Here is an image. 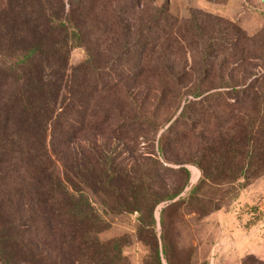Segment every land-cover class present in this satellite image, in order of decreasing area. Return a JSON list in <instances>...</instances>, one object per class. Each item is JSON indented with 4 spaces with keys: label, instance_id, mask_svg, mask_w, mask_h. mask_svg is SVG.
<instances>
[{
    "label": "rangeland",
    "instance_id": "rangeland-1",
    "mask_svg": "<svg viewBox=\"0 0 264 264\" xmlns=\"http://www.w3.org/2000/svg\"><path fill=\"white\" fill-rule=\"evenodd\" d=\"M57 6V0L35 3L19 19L40 10L34 18L44 26L59 20ZM90 18V27L103 22L100 49H93L108 90L96 99L102 114L92 119L89 142L107 152L117 173L101 182L96 152L87 154L91 165L80 188L101 219L100 242L117 244V264H264V170L242 172L249 119L237 125L239 134H220L216 147L204 146L201 133L215 124L208 117L195 132L184 123L166 152L160 144L190 90L226 96L264 75V0H105ZM125 41L140 43L144 53L121 57ZM22 45L0 35V66ZM86 57L85 48L71 47L67 68ZM129 61L131 68L122 70ZM239 109L245 113L248 105ZM237 135V151L230 152ZM205 149L208 162L197 155Z\"/></svg>",
    "mask_w": 264,
    "mask_h": 264
},
{
    "label": "trees",
    "instance_id": "trees-1",
    "mask_svg": "<svg viewBox=\"0 0 264 264\" xmlns=\"http://www.w3.org/2000/svg\"><path fill=\"white\" fill-rule=\"evenodd\" d=\"M50 1L3 0L0 4V35L23 44L0 66V264H117L120 248L113 242H100L101 219L80 188L81 177L91 165L87 154L96 152L89 136L92 119L102 114V108L95 102L108 90L100 84L104 71L99 52L93 49H100L103 22L90 27L91 9L105 0H57L55 12L61 17L50 20L53 26L47 21L44 26L38 24L34 14L40 10L30 12L27 20L19 19L35 3L49 6ZM75 46L85 48L87 57L69 69L67 55ZM141 48L138 42L125 41L120 55L130 58L131 53L140 54ZM132 65L129 61L120 67L125 71ZM173 84L175 97L177 82ZM187 94L191 99L160 138L164 152L170 135L179 134L184 123L195 132L203 118L215 121L214 128L201 134L207 135L205 147H216L220 134H239L237 125L248 118L250 151L242 172L264 170V75L245 89L227 91L226 96L198 90ZM187 94L178 96V102ZM239 105H248V110L243 113ZM114 111L120 122L124 120ZM227 125L231 128L224 132ZM238 137L228 142L230 152L237 151ZM208 152L201 150L197 155L208 162ZM94 155L101 182H108L116 173L114 160L103 148Z\"/></svg>",
    "mask_w": 264,
    "mask_h": 264
}]
</instances>
